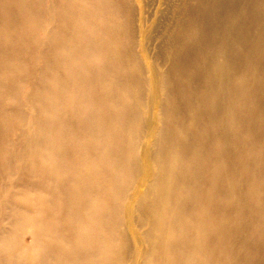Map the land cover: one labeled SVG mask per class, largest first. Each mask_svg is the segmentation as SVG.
<instances>
[{
  "label": "bare ground",
  "instance_id": "obj_1",
  "mask_svg": "<svg viewBox=\"0 0 264 264\" xmlns=\"http://www.w3.org/2000/svg\"><path fill=\"white\" fill-rule=\"evenodd\" d=\"M0 264H264V0H0Z\"/></svg>",
  "mask_w": 264,
  "mask_h": 264
}]
</instances>
